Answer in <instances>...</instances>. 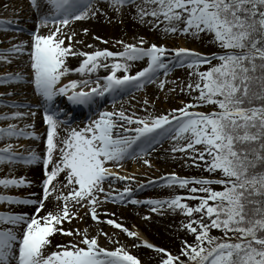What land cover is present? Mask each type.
<instances>
[{
	"label": "snow or ice",
	"instance_id": "snow-or-ice-1",
	"mask_svg": "<svg viewBox=\"0 0 264 264\" xmlns=\"http://www.w3.org/2000/svg\"><path fill=\"white\" fill-rule=\"evenodd\" d=\"M105 3L115 12L126 6L134 7L137 20L150 23L153 28L163 25L165 34L179 33L194 38L208 35L221 51L204 54L188 47L168 49L156 43L144 47L147 41L143 38L138 43L117 41L122 45L121 51L108 48L77 51L74 43L65 44L66 39L73 40L76 32L69 35L64 29L74 21L90 19L102 11L96 0H30L38 18L37 27L27 33L31 41L0 50V60L11 62L5 53L27 51L29 55L32 82L44 100L45 155L42 157L35 150L21 155L13 151L12 144H6L0 148V163L34 165L42 161L45 178L42 198L0 195V203L35 206L31 215L0 212V264H142L118 241L112 242L119 246L106 248L100 244L99 235L91 236L87 229L62 227L65 221L79 217L76 206L87 207L92 219L100 221L97 208L102 202L129 200L134 205L146 203L154 213L163 214L162 209L167 206L188 218L182 226L194 235V242L183 241L177 254L151 243L116 219H107L108 225L136 241L133 247H147L159 254V264H264V0H140L139 3L105 0ZM12 23L0 19V25ZM41 28H48V33H42ZM83 32L87 35L89 29L84 28ZM94 39L102 40L98 36ZM69 56L84 59L73 69L66 65ZM145 59L146 67L135 75L127 74L129 62ZM203 65L208 67L201 70ZM176 67L191 70L187 84L181 82L179 87L181 92L195 95L183 107L173 108L167 114L136 116L126 114L123 109L104 110L85 126L71 127L69 119L60 118L64 109L52 107L58 95L66 96L74 105L85 106L94 104L96 97H104L106 93L115 100L121 92L139 90L147 83L156 82L161 70L167 77ZM100 68L109 69V74L102 78L103 83L98 78L95 81L73 79L61 84L62 77L70 72L89 76ZM121 72L124 74L118 75ZM13 80L21 81L23 77L20 73L9 74L0 78V83ZM93 83L94 87H87ZM166 83L167 80H160L159 87L163 89ZM144 103L149 101L145 99ZM204 106L210 110H196ZM35 115L31 111H17L0 119ZM62 125L65 135L60 137ZM27 128L34 125L21 128L9 124L0 128V139H40L37 132L26 131ZM165 138L178 142L172 152L184 153L210 176L189 178L175 172L166 174L161 178L162 183L186 189L187 195L175 194L164 200L132 198L130 184L122 190L112 189L115 180L131 181L134 177L112 171L109 162L122 168V161L148 155L149 149ZM143 162L151 166L149 160ZM105 182L109 184L108 190ZM31 183L24 176L0 179V186L5 189ZM53 194L57 202L54 209L44 211L45 202ZM100 194H104L103 201ZM188 200L198 203L193 206ZM212 229L219 230L221 235L212 234ZM57 233L79 239L55 244L53 237ZM102 234L108 236V233Z\"/></svg>",
	"mask_w": 264,
	"mask_h": 264
},
{
	"label": "bare ground",
	"instance_id": "bare-ground-1",
	"mask_svg": "<svg viewBox=\"0 0 264 264\" xmlns=\"http://www.w3.org/2000/svg\"><path fill=\"white\" fill-rule=\"evenodd\" d=\"M140 0H137L139 3ZM96 5L102 9V11L97 12L96 16L82 21H74L67 28L64 29L69 35L72 31L76 32V36L73 37L72 41L65 40V44L74 43V48L77 51H90L96 50V48H100L102 46L103 40L112 41L115 51H121L122 45L118 44L117 41H124L125 43H138L140 38H143L147 41L144 44V47H148L151 43H156L157 45H164L168 49H172L176 47L177 44V34H165L162 30L163 25L159 28H153V25L150 23H141L139 20L135 18V8L134 7H125L120 12H115L111 7H109L105 0H96ZM107 13V15H105ZM0 19H7L13 21L15 24L18 22L17 26L26 29L25 32H11L7 26L0 25V48L6 49L9 48L11 44H19L21 41H31V37L27 36V32L34 30L38 24V18L36 11L31 7L30 0H0ZM146 20H151V17H146ZM119 22L116 23L115 21ZM5 27L7 31H5ZM51 27V26H49ZM89 29L87 35L84 34L83 29ZM42 33L47 34L48 28H41ZM101 37L102 40L94 39V37ZM9 38H12V41L6 42ZM76 41H80V43H75ZM86 45H93V47H86ZM179 47H186L183 45H179ZM193 49V48H192ZM10 63L4 60H0V78L7 77L6 73L11 75H15L16 73H20L21 76L24 71H27L26 77L21 81H9L8 83H0V111L5 108L3 106L2 101H5L1 98L4 95H11V99L9 102H16L18 105L27 104L30 102L28 100V96L31 91H34L35 84L32 82L34 80V76L32 73V69L30 67L31 61L27 51L24 53H16V54H8ZM171 53L168 54V58L170 59ZM83 60L82 56H69L66 58V65L69 68H77L79 63ZM131 67L127 74L135 75L137 71H140L143 67H146L147 60H138L134 62H129ZM7 70L5 71V69ZM30 68V69H29ZM12 72V73H11ZM32 74V76L30 75ZM109 74V69L100 68L98 71L93 72L89 76L82 75L76 72H70L66 74L61 79V84H67L70 80H84L90 79L92 81L101 79V83H103L102 78ZM124 73H118V75H122ZM168 76L165 77L163 74V70L160 71L158 80L153 83H147L143 88L131 89L129 90L127 97L124 99L118 100L115 98V106L114 107H105L107 111H119L123 109L126 114L135 113L136 116H147L146 114L148 109L151 115H161L167 114L173 108L164 107V110L151 109L150 102H154L158 105L157 102L160 99H165V90H167V83L164 88L161 89L159 87L160 80H167ZM93 84H89L87 87H94ZM33 87L32 90H30ZM87 89V88H86ZM146 92V98L149 103L143 105L144 100L141 101L139 99L140 94ZM30 92V93H29ZM117 96V95H116ZM115 96V97H116ZM40 99V98H39ZM41 100V99H40ZM33 105V103H31ZM14 107V106H13ZM176 108V107H175ZM179 108V107H177ZM7 112L11 116L12 113L20 111V112H29L23 108H10L6 106ZM0 116H4L3 113H0ZM30 120V116H27L23 119H0V128H6L9 124H15L17 127L23 128ZM122 123V122H121ZM34 128H27L26 131H35L39 134L40 139H26L29 141L28 144L32 146L29 147V150L24 149V147H20L16 150L15 153L22 154L28 152L30 150H35L42 157L45 155L46 149V134H43L41 131H37V129H41L43 126V121L40 118L36 117L35 122L33 123ZM86 124L80 122H76L71 127H83ZM132 125H126V127H131ZM65 135L64 126L60 127V137ZM20 138L16 137H4L0 139V143L3 141L10 142L18 141ZM59 139V138H58ZM177 141H173L171 139L165 138L161 140L160 143L154 144L151 149H149V154L138 159H126L122 161L123 167H114L111 162H109V167L114 172H122L123 175H130L135 177L137 173L142 172L144 167V159H147L151 162L152 170H146L145 174L151 175L150 182H147L145 179L137 180L133 179L131 181H122L123 184L121 186L114 187L113 190L119 189L122 190L126 184H130L133 189V197H138L139 194H143L145 197L151 198V194H155L156 197H161V200L168 199L169 197L175 195V193L180 192L178 186L176 187H168L162 183L163 177L166 174L172 173L169 169H171L175 164H177L180 160L181 153L179 151L172 152V147L177 144ZM179 143H184V141H179ZM6 145V144H4ZM19 146V144L17 145ZM130 162V163H128ZM120 168V170L118 169ZM124 169V170H123ZM156 174V175H155ZM122 175V176H123ZM24 176L28 180L32 181L30 185H26L24 188L19 190L18 187H9L5 189L3 186H0L1 194H10L14 196L27 198L38 199L42 198L43 189L42 182L45 178L44 175V167L43 163L38 162L34 165H18L16 163L3 162L0 163V179L5 177H20ZM63 177L61 176V179ZM115 182H121V180H117ZM134 184V185H133ZM141 184L142 187L138 188L137 185ZM109 185L108 182L105 183L104 186ZM133 185V186H132ZM114 186V185H113ZM59 188L60 185H57ZM65 192L68 191L67 188L64 189ZM53 197H50L49 201H46V209L53 210L55 204L57 203ZM184 195V194H181ZM122 203L117 205V203L110 202H102L98 208L97 212L100 216V221L93 220L91 215L89 214V210L87 207L76 206V210L79 212V217H74L72 221H65L62 227L65 229H80L81 231L87 229L89 235L97 236L99 235V242L103 247L106 248H115L119 245H124L128 248V251L136 255L141 261L142 264H159L160 256L152 249H148L147 247H133L132 245L136 243L133 238L128 237L124 232L120 229L115 228L112 225H108L106 223L107 219H116L117 222L124 224L130 230L138 231L141 236L151 243L153 241L162 242L165 238L169 236V228L173 221L178 219V213L172 212L170 209H167V206L162 209L163 214L160 212H151L150 206L146 204L144 208H141L140 205H136V207H132L128 204V202H118ZM2 203H0L1 205ZM128 204V206H127ZM132 204V203H131ZM6 208L10 210V212L15 213H28L33 214L35 210L34 205H15L4 203ZM1 210V209H0ZM44 211L41 212V215L44 214ZM82 217V219L80 218ZM145 217H150V219H145ZM74 221L79 225H76ZM103 233H108V236H104ZM111 238V240L109 239ZM79 239V237L67 236L62 234H55L53 237V241L55 244H64L70 240ZM112 241H118L119 245L113 243ZM55 250V249H52Z\"/></svg>",
	"mask_w": 264,
	"mask_h": 264
},
{
	"label": "rangeland",
	"instance_id": "rangeland-1",
	"mask_svg": "<svg viewBox=\"0 0 264 264\" xmlns=\"http://www.w3.org/2000/svg\"><path fill=\"white\" fill-rule=\"evenodd\" d=\"M115 22L118 23L119 21L116 20ZM19 28H20V31L23 32L22 31L23 28H21V27H19ZM11 31H13V30H11ZM176 37L178 39L176 47H179V45H181L183 43V45H185L186 47L193 48L196 51L204 53V54H211V53H215L217 51V50H215L213 44L207 45L201 37L200 38H194L190 35L185 36V35H181L179 33ZM100 47H101V49L108 48L109 50L115 51L114 46L112 44V41H107V43L103 42L102 46H100ZM90 51H93V50H90ZM83 59H84V57H83ZM6 70H7V68L5 69V71ZM190 71L191 70L186 68V67L174 68V70L171 73H169V75H168V79H167L168 88H167V90H165V99L158 100L157 101V102H159L158 105H156L154 102H150L151 109L155 108L158 110H164L165 109L164 107H168V108L183 107L184 102L191 101L193 99V96L195 95V93H193V95L190 96L187 94L186 91L181 92L180 87H179L181 82H183L184 84H187V82L189 80V72ZM192 79H193V77H192ZM172 81H175L176 83H172ZM174 88H175V91H172V89H174ZM146 95H147V93L144 91L143 93L140 94L139 99H141V101L142 100L145 101ZM143 105H145V103ZM114 106L115 105H113L111 107H114ZM146 110H147L146 114L151 113L148 109H146ZM196 110L207 111V110H204L202 108H199ZM131 127H135V125H132ZM197 147H200V146H197ZM180 153H181V156H180L179 162L177 164H175L171 169H169L170 171H172V173L175 172L180 177H192V176H194V177L199 176L200 177V176H207L208 175L207 174L208 172L205 171V169L203 167H196L189 160L188 156H186L182 152H180ZM128 163H130V162H128ZM200 163L202 164L203 162H200ZM144 166H145L144 167L145 169H143L142 172L137 173L135 177L138 178L137 180L145 179L146 181L148 180L147 182H150L149 179L151 178L150 177L151 175L145 174L143 172H145L146 170H152L153 167L149 166V165H145V164H144ZM196 171H198V172H196ZM119 173H120V175H123L122 172H119ZM135 177H134V179H136ZM122 184H123L122 182L112 183L111 187L114 188L117 186H121ZM22 187H20L19 190H21ZM105 189L108 190L109 185ZM175 194L187 195V190L182 189L180 192H177ZM103 195L104 194H100V196H99L101 201H103ZM151 196H152L151 198H148V197H145L143 194H139L138 197H135V199H139L141 201H146L148 199H162L161 197H156L155 194H151ZM187 202L193 206L196 203H198V201H196V200H188ZM128 204L132 207H136V205L131 204L130 200L128 201ZM128 204H127V206H128ZM140 206H141V208H144L146 206V203L140 204ZM177 216H178V219L173 221L172 224L170 225V228H169L170 233H169L168 238H165L162 242H158V241L152 242L153 244H155L159 247H163V248L168 249L173 254H177L180 251L183 241L187 240L189 243L194 242V235L192 233L188 232L182 226L183 223L187 222L188 218L180 212L178 213ZM74 223L76 225H79L80 227H83V224H84V223H81V225H80L77 223V221L76 222L74 221ZM159 261H160V259H159Z\"/></svg>",
	"mask_w": 264,
	"mask_h": 264
},
{
	"label": "trees",
	"instance_id": "trees-1",
	"mask_svg": "<svg viewBox=\"0 0 264 264\" xmlns=\"http://www.w3.org/2000/svg\"><path fill=\"white\" fill-rule=\"evenodd\" d=\"M201 38L205 41V43H206L207 45H210V44H213V45H214L215 50H217L215 53H218L219 51H221V50L218 48V46L212 42L210 36H208V35H204V34H201ZM214 63H215V61H214ZM207 67H208V65H203L201 70L206 69ZM194 79H196V77H193V80H194ZM204 107L207 108L208 106H204ZM196 172H198V171H196ZM200 174H201V173H200ZM207 174H208V176H210L209 173H207ZM207 174H206V175H207ZM197 187H199V186L197 185ZM213 187H217V188H218L219 186L214 185ZM201 194H202V193H201ZM212 234L217 235V236H220V235H221V232H220L219 230H217V229H212Z\"/></svg>",
	"mask_w": 264,
	"mask_h": 264
}]
</instances>
